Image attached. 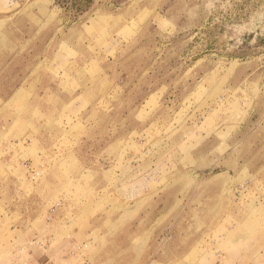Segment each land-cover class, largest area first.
Returning a JSON list of instances; mask_svg holds the SVG:
<instances>
[{
  "label": "rangeland",
  "instance_id": "obj_1",
  "mask_svg": "<svg viewBox=\"0 0 264 264\" xmlns=\"http://www.w3.org/2000/svg\"><path fill=\"white\" fill-rule=\"evenodd\" d=\"M0 264H264V0H0Z\"/></svg>",
  "mask_w": 264,
  "mask_h": 264
}]
</instances>
